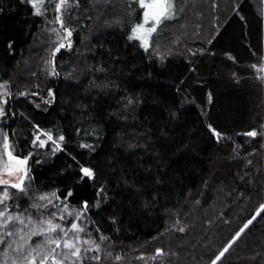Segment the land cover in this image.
<instances>
[{
  "label": "trees",
  "instance_id": "16d2710c",
  "mask_svg": "<svg viewBox=\"0 0 264 264\" xmlns=\"http://www.w3.org/2000/svg\"><path fill=\"white\" fill-rule=\"evenodd\" d=\"M55 3L0 0V146L32 153L21 210L51 192L83 209L101 259L81 264H212L226 245L216 264H264V0H174L146 49L137 0H67L70 37ZM41 129L55 142L33 145Z\"/></svg>",
  "mask_w": 264,
  "mask_h": 264
},
{
  "label": "snow or ice",
  "instance_id": "6c2138e0",
  "mask_svg": "<svg viewBox=\"0 0 264 264\" xmlns=\"http://www.w3.org/2000/svg\"><path fill=\"white\" fill-rule=\"evenodd\" d=\"M29 3L33 5L37 14H40L41 9L37 5H42L44 0H29ZM65 4L66 0H56L55 22L70 37L72 31L65 26L62 16ZM138 4L143 9L142 21L132 27L129 39H138L142 42V46L147 48L150 34L156 31L163 19L174 14L170 11L173 5L168 0H138ZM67 45L71 46L70 40L67 41ZM64 46L63 42L57 43L53 48V57ZM51 74H56L54 67ZM49 94L51 95V90ZM2 114L3 109L0 108V115ZM209 127L212 126L209 125ZM212 131L217 138L220 137L221 134L216 129L212 128ZM256 134L255 130L246 133L248 136ZM41 136L55 142L50 131L41 129L35 133L33 145L37 141L41 146L46 143ZM59 139L63 140L64 137L61 135ZM31 156V152L27 155L16 154L9 142V136L7 134L3 136L2 146H0V186H2L0 187V250L3 252L4 259L0 260V264H81L82 258L89 252L93 253L92 259L99 261L101 257L94 253L101 250V245L86 232V226L82 221L83 209H73L71 205L64 202L66 197L60 196L57 192L39 194L30 208L21 210V197L28 196L29 199H33L28 176V161ZM81 171L88 177L93 176V170L90 168L84 167ZM12 177H15V180L11 179ZM13 199L16 200L15 205L11 203ZM55 201H60V205L57 206ZM83 204L86 208L88 202L84 201ZM33 209L35 212L32 211ZM261 209H264V204L260 205L257 212ZM248 223H251V220ZM244 227L246 228L247 224ZM243 231L244 228H241L228 242L229 245ZM105 239L106 237H100L101 241ZM227 247L228 245L216 256L212 264H216V260L220 259ZM156 251L160 253L162 250ZM115 258L120 259L119 256Z\"/></svg>",
  "mask_w": 264,
  "mask_h": 264
},
{
  "label": "rangeland",
  "instance_id": "374dc122",
  "mask_svg": "<svg viewBox=\"0 0 264 264\" xmlns=\"http://www.w3.org/2000/svg\"><path fill=\"white\" fill-rule=\"evenodd\" d=\"M137 2H138V0H137ZM168 2L171 3V4L173 5V9H171L170 11H172L174 14H172V15L168 16L167 18L163 19L162 22H163V21H166V20H167V21L173 20V19H175V17H176L175 6H174V0H168ZM66 3H67V0H66ZM107 3H108L107 1H105V2H104V1H101V2L99 3V5H100L101 7H105L106 5H108ZM40 6H42V5H37V7H40ZM65 6H66V5H65ZM138 6H139V4H138ZM139 7H140V6H139ZM140 8H141V7H140ZM141 10L143 11L142 8H141ZM183 11H188V10H187V6H184ZM141 21H142V18H141L140 22H141ZM138 23H139V22H138ZM150 23H151V22H150ZM136 24H137V23H136ZM159 25H160V24H159ZM159 25L157 26L156 31H154L153 33L150 34V37H149V43H150L151 37H152L156 32H158V30H159ZM148 26H150V24H149ZM49 32H50V30L47 31L46 35H48ZM49 35H50V34H49ZM130 35H131V32H130ZM133 40H136V41L140 44V46H141L143 49H146L145 47L142 46V42H141L140 40H138V39H133ZM263 69H264V66H263ZM263 71H264V70H263ZM11 179L15 180V177H12Z\"/></svg>",
  "mask_w": 264,
  "mask_h": 264
}]
</instances>
